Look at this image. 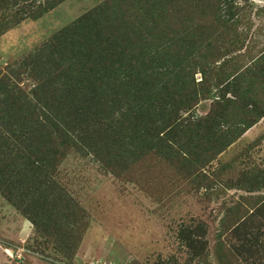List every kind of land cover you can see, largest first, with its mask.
I'll return each mask as SVG.
<instances>
[{
  "label": "rangeland",
  "instance_id": "1",
  "mask_svg": "<svg viewBox=\"0 0 264 264\" xmlns=\"http://www.w3.org/2000/svg\"><path fill=\"white\" fill-rule=\"evenodd\" d=\"M0 264H264V0H0Z\"/></svg>",
  "mask_w": 264,
  "mask_h": 264
},
{
  "label": "bare ground",
  "instance_id": "2",
  "mask_svg": "<svg viewBox=\"0 0 264 264\" xmlns=\"http://www.w3.org/2000/svg\"><path fill=\"white\" fill-rule=\"evenodd\" d=\"M256 1V0H255Z\"/></svg>",
  "mask_w": 264,
  "mask_h": 264
}]
</instances>
